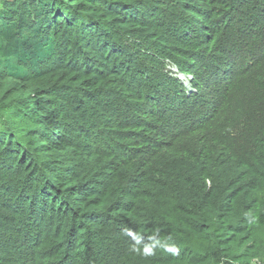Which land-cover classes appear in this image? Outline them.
<instances>
[{
	"label": "trees",
	"instance_id": "16d2710c",
	"mask_svg": "<svg viewBox=\"0 0 264 264\" xmlns=\"http://www.w3.org/2000/svg\"><path fill=\"white\" fill-rule=\"evenodd\" d=\"M257 259L264 0H0V264Z\"/></svg>",
	"mask_w": 264,
	"mask_h": 264
},
{
	"label": "rangeland",
	"instance_id": "374dc122",
	"mask_svg": "<svg viewBox=\"0 0 264 264\" xmlns=\"http://www.w3.org/2000/svg\"><path fill=\"white\" fill-rule=\"evenodd\" d=\"M164 62L166 63V71L169 72L171 76L178 78L184 84L185 88L187 89V92H191L190 94L198 92L197 89L194 87L193 80L195 79V76L193 74L183 73L179 71L180 69L176 70V68L178 69V66L170 59H164ZM171 67L173 69H170ZM255 262L256 264H264V262L259 259H257Z\"/></svg>",
	"mask_w": 264,
	"mask_h": 264
},
{
	"label": "built area",
	"instance_id": "2783aa9c",
	"mask_svg": "<svg viewBox=\"0 0 264 264\" xmlns=\"http://www.w3.org/2000/svg\"><path fill=\"white\" fill-rule=\"evenodd\" d=\"M170 69H173V68L171 67ZM176 70H179V68H178V69L176 68ZM179 71H180V70H179Z\"/></svg>",
	"mask_w": 264,
	"mask_h": 264
}]
</instances>
